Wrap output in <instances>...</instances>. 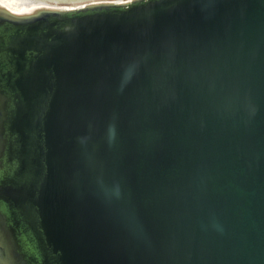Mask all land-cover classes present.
<instances>
[{
    "label": "water",
    "instance_id": "water-1",
    "mask_svg": "<svg viewBox=\"0 0 264 264\" xmlns=\"http://www.w3.org/2000/svg\"><path fill=\"white\" fill-rule=\"evenodd\" d=\"M34 5H0V264H264V0Z\"/></svg>",
    "mask_w": 264,
    "mask_h": 264
},
{
    "label": "rangeland",
    "instance_id": "rangeland-1",
    "mask_svg": "<svg viewBox=\"0 0 264 264\" xmlns=\"http://www.w3.org/2000/svg\"><path fill=\"white\" fill-rule=\"evenodd\" d=\"M25 2V7L35 6L34 4H47V5H55V6H68V7H75L82 4H86L93 1L99 0H22Z\"/></svg>",
    "mask_w": 264,
    "mask_h": 264
},
{
    "label": "bare ground",
    "instance_id": "bare-ground-1",
    "mask_svg": "<svg viewBox=\"0 0 264 264\" xmlns=\"http://www.w3.org/2000/svg\"><path fill=\"white\" fill-rule=\"evenodd\" d=\"M0 5L15 13L29 12L35 8V6L23 8L27 4L22 0H0Z\"/></svg>",
    "mask_w": 264,
    "mask_h": 264
}]
</instances>
